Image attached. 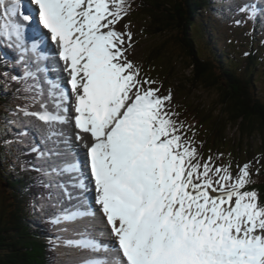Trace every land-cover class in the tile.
I'll return each instance as SVG.
<instances>
[{
	"label": "snow or ice",
	"instance_id": "obj_1",
	"mask_svg": "<svg viewBox=\"0 0 264 264\" xmlns=\"http://www.w3.org/2000/svg\"><path fill=\"white\" fill-rule=\"evenodd\" d=\"M23 2L0 0V34L24 47L30 29L29 50L50 52L67 79L48 81L54 111L43 92L30 98L40 111H19L46 125L49 139L64 136L57 125L73 123L85 159H66L53 171L75 173L74 188L90 179L94 191L86 210L51 223L92 217L101 225L94 231L109 238H87L93 234L86 231V238L66 241L105 253L81 264H264V202L247 187L252 162L237 165L234 174L230 161L216 164L222 153L204 159L196 129L171 107V92L161 95L157 81L141 76L127 55L129 25L116 30L131 0H27V11Z\"/></svg>",
	"mask_w": 264,
	"mask_h": 264
},
{
	"label": "trees",
	"instance_id": "obj_2",
	"mask_svg": "<svg viewBox=\"0 0 264 264\" xmlns=\"http://www.w3.org/2000/svg\"><path fill=\"white\" fill-rule=\"evenodd\" d=\"M216 2L217 0H142L141 21L150 34L173 35L169 43H173L174 49L180 53L177 55L178 62L184 64L182 72L186 74V82L181 84L183 88H189L190 93L200 90L206 93L215 91L218 94L217 108L207 107L202 100L195 110L191 109L192 115L184 109L186 118L205 125L204 133L212 140V146L217 145L220 134L227 129L237 130L241 145L234 147L241 151L245 143L251 145L255 138L264 139V98L260 92V80L264 78V42L257 36L255 30L258 26L255 25L252 41L245 38L241 43L237 39L234 42L231 38L233 36L229 35L232 39L229 45L221 43L214 28L220 29L225 21V11L222 13L213 8L212 5ZM215 20L217 23H214ZM210 32L211 35H207ZM238 33L239 30L236 31L237 35ZM202 41L209 49L208 58L201 55ZM163 46L161 45V49ZM230 47L235 52L229 53ZM249 47L248 57L238 55ZM156 55H160L158 49L151 53L150 58L153 59ZM170 64L175 66L172 60ZM187 70L191 71V75ZM170 77L172 76L166 74V81ZM1 155L2 150L0 166ZM3 160L5 161V157ZM3 172L0 170V175H4ZM259 175L264 176V169ZM18 183L19 181L11 183L17 191L14 193V189L11 190L14 205L7 206L6 203L12 201V198L3 194L6 198L0 200L3 206L0 210V264H47L46 249L38 240L34 227L40 226L35 212L38 210L41 214V208L38 209L39 205H35V209L29 206V197H34L39 191L30 190L32 185L20 188ZM28 184L30 181H27L26 185ZM23 189H26V193ZM248 189L257 190L260 201L264 202V182H255ZM24 202L28 204L27 207L23 205ZM41 228L43 229L42 226ZM51 248L50 253L55 252L53 245Z\"/></svg>",
	"mask_w": 264,
	"mask_h": 264
},
{
	"label": "rangeland",
	"instance_id": "obj_3",
	"mask_svg": "<svg viewBox=\"0 0 264 264\" xmlns=\"http://www.w3.org/2000/svg\"><path fill=\"white\" fill-rule=\"evenodd\" d=\"M231 3V4H229ZM242 5L243 7H245L246 2L242 1ZM219 7H224L227 10H232L235 11L236 9V2L234 1H230L228 3H225V5H220ZM137 11H141L138 9L137 7ZM236 12V11H235ZM206 15L208 16V12L206 13ZM247 15V14H246ZM126 19L121 20L118 24L117 27L120 28L121 27V32H124L125 29V25H126ZM123 21V22H122ZM237 21H239V23H237ZM214 23H217L216 21H214ZM248 21L247 20H243L241 21L239 18L236 19V21L231 20L230 22L226 23V25L224 26V28L220 27V29L218 27L214 28L217 33L215 34L216 37L218 38L219 41H221V43H223L224 45H229L230 43V37L229 35L234 34L233 29L236 27V29H240V35H242V25L247 24ZM123 24V26H122ZM129 25V28L127 29V31H130L132 33V37H133V43H132V47L128 50V58L133 61L136 65H138L141 68V76L144 77L146 75V73H151L154 74V72H160L159 76L158 75H152V78H154L153 80L157 81V84L161 82V80L166 74L171 75L172 77H170L169 80L165 81V83L160 84V85H153V87H160V94L161 95H167L169 93V91L171 92L172 95V101H171V107L175 110V111H179V109L181 107H183L187 112H189L192 115V111L191 109H196L198 107V102L200 101H204L205 104L208 106H212V108H217V103L216 101L219 100L218 94L215 91H211V92H204V91H200V90H194L192 93H190L188 90H190L189 88L185 89L182 87V83L185 81L186 82V74L184 72H182V69L184 67V64L181 63L179 64L178 62V57L180 53H178V51L176 49H174L173 43H169L170 39L172 40L173 35L171 33L168 34H162L159 36L156 35H151V36H146L145 33L143 32V27L139 24L137 19L131 18V23H127ZM207 35H211V32L208 33ZM164 42L166 44H164ZM161 45L163 46V49H161ZM201 55L204 57H208L209 56V49L208 47L205 45V42L202 41L201 43ZM1 50L3 47H0ZM155 49L159 50V58L157 60H155L154 62L151 63V66L149 68H145L143 67V63H144V58L145 55L149 52L154 51ZM235 52L234 50H232V47H230V50H228L229 53ZM3 52V50H2ZM171 60L173 61L175 66H171L170 62ZM177 64H176V63ZM143 67V68H142ZM172 67V68H171ZM165 71L167 73H165ZM189 75H191V71L187 70L186 71ZM165 73V74H164ZM149 77V76H148ZM151 78V76L149 77ZM260 92L262 93V96L264 98V78L262 80H260ZM157 85V86H156ZM190 106V108H189ZM192 106V108H191ZM179 119L182 121L186 120V114L184 110H180L179 112ZM1 115V112H0ZM22 120L24 121V123H22V126H19V128L21 130H25L26 128H28L26 121L27 118L21 117ZM189 120V119H188ZM39 120H36L34 122V130L36 132V134L40 135L43 133V129L41 128L40 124H39ZM9 124V123H8ZM10 130L12 128H14L13 126H11L9 124ZM33 128V127H32ZM205 131V130H204ZM7 131L4 132V134H6ZM16 134H19L20 132L15 130ZM202 135V133H201ZM200 135V137H201ZM206 135H204L205 137ZM227 137V138H226ZM239 133L237 130L235 129H227L223 134H220V139H222L221 142L217 143L216 146H214V149L219 147L220 153H224L227 157L226 160L222 159V160H218L216 162V164H221L223 163H228L229 161L231 162L232 165V171L235 174V172L237 171V165H243L245 163L248 162H252V164H254L252 166V168L250 169V173L252 175V183L249 184L247 187H249L250 185H252L255 182L258 181H262L264 182V176L263 175H258L257 174V169H259V172L261 170L264 169V139L262 138H255L253 139L251 145H247L245 143L244 149L243 150H239L237 148L234 147V145H241V142L238 140L239 139ZM24 139L25 141L27 140V137L25 138H20ZM21 142V141H20ZM22 143V142H21ZM23 144L19 147V149H17L20 154H22L24 152V147ZM199 143L197 144L198 147ZM204 147H201V149L198 147L202 157L204 159H207V157L209 156L208 154H212L213 153V147L211 145L210 142H208L207 140L204 141ZM229 146V148H228ZM10 154L13 157V159H15V156L12 151H9ZM203 153L205 155H203ZM10 155V156H11ZM9 156V157H10ZM8 159L11 161V158ZM257 160H259V162L257 163ZM7 163V162H5ZM8 166V170L5 171L3 173H5L4 175H0V189L3 195H5L6 197H10V199H14L11 193L10 188H12V186L9 184V177L10 175H12V169H13V165H7ZM29 170V167H24L23 171L26 172ZM42 176V175H41ZM43 177L45 178H49V176L47 175H43ZM24 179V178H23ZM22 179V180H23ZM40 180H42V177H40ZM18 181V178L16 179V182ZM249 190V189H248ZM0 193V200H2L4 197ZM59 196H57L58 198ZM94 197V196H92ZM15 200V199H14ZM15 202L10 201L7 202V206H12L14 205ZM30 205H32L33 203V198L32 200H30ZM37 202L34 201L33 204H36ZM89 203H91V201H89ZM42 205H45V208L43 209V214H42V218L45 219L46 221H48V219L50 217H52L51 215H53L55 213V210H57L60 206V199H56V201H54L53 205L51 206V200L46 202V203H42ZM94 207H96L95 205H93ZM2 204H0V210L2 209ZM49 212V213H48ZM37 216H39L38 212H35ZM35 220V218H34ZM64 221V230L66 229L67 224L69 223L68 220H63ZM67 222V223H66ZM60 225L59 224H55L52 226V229L55 232V237H53V239L57 242V244L62 243V242H66L69 240V235L65 233V231H63V233H61V231L59 230ZM51 233V232H50ZM49 233V236L51 237ZM58 257H57V264H65L62 261V258H60L59 253H57Z\"/></svg>",
	"mask_w": 264,
	"mask_h": 264
},
{
	"label": "bare ground",
	"instance_id": "obj_4",
	"mask_svg": "<svg viewBox=\"0 0 264 264\" xmlns=\"http://www.w3.org/2000/svg\"><path fill=\"white\" fill-rule=\"evenodd\" d=\"M231 38L233 39L234 42H236V39L234 37H231ZM25 43L28 44V48H31V44L29 42H25ZM35 57L37 59V56H35ZM38 58H39L40 62H42V60H41V58L39 56H38ZM54 62H55L56 65L63 64L62 62H58L55 59H54ZM38 76H39L38 79L39 80L42 79V81H43V86H44L43 88L47 89V91H48V88H49L48 81L49 80L46 81L45 76H43L41 73ZM49 107H50V105H49ZM56 128H57V130L62 131L64 134L68 133V131L65 128L64 124L57 125ZM68 130L71 131L73 136L75 135V131H74V126L73 125L68 126ZM44 136L46 137L47 141L50 140L48 138L49 137V130H48L47 126L44 128ZM75 149H76V157L78 155L79 159L82 161V159H83L82 150L84 148L79 145V142L76 141ZM5 156H10V155H3L1 157V160ZM58 158H59V156H58ZM5 162H8V161L6 160ZM62 176H63L62 181L64 183V188H66L67 191H69V193L72 196L73 194L76 193V190L74 188H70L68 190L69 185H70L67 182L68 175H62ZM70 180H73V177ZM72 203H73L72 198H68L65 195L60 196V208H61V211L66 209V206H68L69 204H72ZM26 204L27 203L24 202L23 205H25V207H27L28 204L27 205ZM72 212H73V209L68 210L67 214L60 215V217L68 216V215L72 214ZM55 214H57V212H55ZM51 216H58V215H51ZM68 221H69V223L67 224L66 229L64 230V221L62 220V222L59 223V225H60L59 230L61 231V233H63V231H65V233L69 235V240H79V239H82V238H86V237H82L81 236V233H84L86 231L87 232H92V234H93L91 237H87V238H96V239H98L100 241H107L109 239L107 236H99L98 232L94 231V228L95 229H99V228H101V225H99V223L92 217H78L75 220H68ZM58 253H59L60 258H62V261L65 264H81L82 260L87 259V258H89L91 256L95 255V256H101L102 257V256L105 255L104 252L91 253L89 250H86V249H79V248H76V247H71V246H68L66 244V242H62V243L59 244Z\"/></svg>",
	"mask_w": 264,
	"mask_h": 264
}]
</instances>
